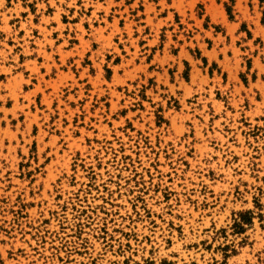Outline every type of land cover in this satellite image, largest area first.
Instances as JSON below:
<instances>
[{
	"label": "rangeland",
	"instance_id": "374dc122",
	"mask_svg": "<svg viewBox=\"0 0 264 264\" xmlns=\"http://www.w3.org/2000/svg\"><path fill=\"white\" fill-rule=\"evenodd\" d=\"M0 264H264V0H0Z\"/></svg>",
	"mask_w": 264,
	"mask_h": 264
}]
</instances>
